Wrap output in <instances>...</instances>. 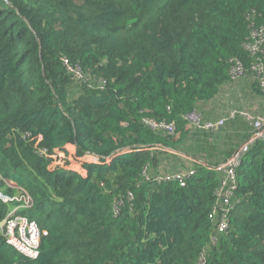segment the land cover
Masks as SVG:
<instances>
[{
  "label": "trees",
  "instance_id": "obj_1",
  "mask_svg": "<svg viewBox=\"0 0 264 264\" xmlns=\"http://www.w3.org/2000/svg\"><path fill=\"white\" fill-rule=\"evenodd\" d=\"M262 117L264 0H0V264H264Z\"/></svg>",
  "mask_w": 264,
  "mask_h": 264
},
{
  "label": "built area",
  "instance_id": "obj_2",
  "mask_svg": "<svg viewBox=\"0 0 264 264\" xmlns=\"http://www.w3.org/2000/svg\"><path fill=\"white\" fill-rule=\"evenodd\" d=\"M76 79H79L80 76L77 72L72 71ZM148 126L153 130H162L171 134L173 132L172 125L165 123H157L153 121H146ZM222 126V123L217 125L212 124H195L197 129L208 130L214 129ZM253 126L257 130V133L253 140H250L245 146H243L221 169L223 172L222 180L219 186L218 196L223 198V205L228 206V199L231 193L236 188V175L235 168L241 164L244 159V156L247 152V145L254 140L264 139V117L258 118L253 121ZM189 174H179L165 178L163 181L166 182H177L181 187L184 186L185 180L188 178ZM0 201L4 204L9 202H19V198H8L3 196L0 193ZM31 205L29 204L28 199L22 205L10 208L8 212L5 213L4 218L0 220V236L5 240V242L13 247L23 256L29 259H35L39 253V243L41 231L37 224L34 221H30L27 218L21 216L19 212L22 209H28ZM227 229V223L223 222L220 224L218 231L224 232Z\"/></svg>",
  "mask_w": 264,
  "mask_h": 264
},
{
  "label": "rangeland",
  "instance_id": "obj_3",
  "mask_svg": "<svg viewBox=\"0 0 264 264\" xmlns=\"http://www.w3.org/2000/svg\"><path fill=\"white\" fill-rule=\"evenodd\" d=\"M62 163V162H61ZM203 262L201 261V264H202Z\"/></svg>",
  "mask_w": 264,
  "mask_h": 264
},
{
  "label": "crops",
  "instance_id": "obj_4",
  "mask_svg": "<svg viewBox=\"0 0 264 264\" xmlns=\"http://www.w3.org/2000/svg\"><path fill=\"white\" fill-rule=\"evenodd\" d=\"M219 128V127H218ZM218 128H216V129H218Z\"/></svg>",
  "mask_w": 264,
  "mask_h": 264
},
{
  "label": "water",
  "instance_id": "obj_5",
  "mask_svg": "<svg viewBox=\"0 0 264 264\" xmlns=\"http://www.w3.org/2000/svg\"><path fill=\"white\" fill-rule=\"evenodd\" d=\"M216 128H214V130H215Z\"/></svg>",
  "mask_w": 264,
  "mask_h": 264
}]
</instances>
